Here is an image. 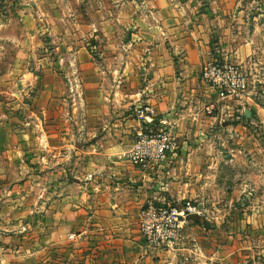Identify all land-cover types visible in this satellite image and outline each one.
Returning <instances> with one entry per match:
<instances>
[{
	"label": "crops",
	"instance_id": "0c3cea01",
	"mask_svg": "<svg viewBox=\"0 0 264 264\" xmlns=\"http://www.w3.org/2000/svg\"><path fill=\"white\" fill-rule=\"evenodd\" d=\"M94 1L0 0V166L20 177L0 200V264H259L238 241L245 223L264 230V149L247 128L264 123V107L250 87L207 116L216 95L200 71L219 29L223 60L251 85L264 73V6ZM142 103L151 124L131 113ZM161 119L175 149L132 164L137 134ZM148 200H188L200 222L174 248L150 247L138 227ZM211 233L218 243L201 241Z\"/></svg>",
	"mask_w": 264,
	"mask_h": 264
},
{
	"label": "built area",
	"instance_id": "2783aa9c",
	"mask_svg": "<svg viewBox=\"0 0 264 264\" xmlns=\"http://www.w3.org/2000/svg\"><path fill=\"white\" fill-rule=\"evenodd\" d=\"M92 53L95 45L89 46ZM203 85L213 90L214 100H209L204 113L214 116L220 102L227 99H241L250 89L249 74L240 65L228 60H219L212 56L203 63L200 71ZM133 116L144 123L151 124L156 112L147 103L137 104L131 109ZM175 149L171 124L161 119L155 129L139 132L128 153L129 161L134 165L161 162L168 152ZM190 214L200 215V209L186 200L177 206L162 205L154 200L144 203L139 212L138 227L145 243L154 248H174L181 239V231Z\"/></svg>",
	"mask_w": 264,
	"mask_h": 264
},
{
	"label": "rangeland",
	"instance_id": "374dc122",
	"mask_svg": "<svg viewBox=\"0 0 264 264\" xmlns=\"http://www.w3.org/2000/svg\"><path fill=\"white\" fill-rule=\"evenodd\" d=\"M243 2L248 5L252 4L253 2V5L258 4V5L264 6V0H243ZM91 3H95V1L94 0H83L84 5L86 4L87 6H92ZM230 21H231V18H228L226 24H228ZM211 31H214L213 33H211L213 56L221 60L223 57L221 56L219 52H216V49L220 47V45L218 44V41L220 38H222V35H220L219 29H212ZM238 32H240V30L235 29L233 25L229 26L228 29L226 30L225 37L228 38V36H230V38L234 40V37L236 34H238ZM215 44L217 46L214 47ZM88 46H93V45L88 44ZM6 62L3 63L1 71H3L6 68V64H5ZM253 75H255V73H253ZM249 80L251 81V76H249ZM252 83L253 84L252 85L250 84V87L254 88L253 90L256 93V98H257L256 102L260 106L264 107V73L263 74L261 72L258 73V76L255 78V81ZM4 102L10 104L9 100H4ZM247 128L250 131V133H252L254 137L260 141L261 147L264 149V123L255 122L254 124L247 125ZM7 170H8L7 167L3 168L2 166H0V184L5 186L4 189H0V193H1L0 200L1 201H5L6 199H9L13 196L12 189H11L12 186L10 185V183L20 178V177L17 178L10 171H7ZM242 233H243V239L239 240L238 242L244 246H247L253 250L260 252L258 255L259 259L257 261L259 262V264H264V230L263 231L262 230L258 231L255 229L253 230L250 224L245 223ZM199 236H202V235H199ZM209 240L210 242H207L205 240H201V241L205 243H218L219 241L217 237L213 236L212 233L209 236ZM248 259H250V257ZM246 264H252V260H250Z\"/></svg>",
	"mask_w": 264,
	"mask_h": 264
},
{
	"label": "water",
	"instance_id": "95a60500",
	"mask_svg": "<svg viewBox=\"0 0 264 264\" xmlns=\"http://www.w3.org/2000/svg\"><path fill=\"white\" fill-rule=\"evenodd\" d=\"M244 114H245L246 117H249V114H250L249 110H245L244 111ZM186 221L187 222H192V223L198 224L200 222V219H199V216L198 215H196V214H190V215H188L186 217Z\"/></svg>",
	"mask_w": 264,
	"mask_h": 264
}]
</instances>
